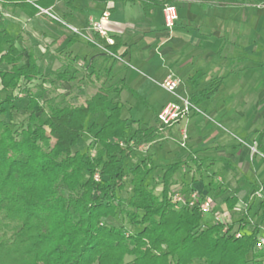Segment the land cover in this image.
Segmentation results:
<instances>
[{"label": "trees", "instance_id": "1", "mask_svg": "<svg viewBox=\"0 0 264 264\" xmlns=\"http://www.w3.org/2000/svg\"><path fill=\"white\" fill-rule=\"evenodd\" d=\"M64 1L74 7L72 0ZM128 1H141L146 12L180 2H197L205 7L264 3V0ZM0 2L32 6L31 14L45 5L40 0ZM180 23L178 15L175 27ZM114 39L115 43L109 44L97 36L100 44L123 57L120 41ZM17 40L0 19V91L6 93L4 98L0 97V115L13 116L21 93L28 98L29 111L18 123L0 116V264H192L196 258L205 264H249V254L256 264H264V249H255L259 224L250 233L244 231L249 224L248 212L233 223H213L202 215L198 205L176 207L170 197L171 185L183 161L167 166L159 192L148 182L157 167L150 155L126 167V160L136 148L156 141L170 127L161 124L157 117L156 124L139 126L128 133L131 124L137 121L124 118L121 105L108 106L107 80L84 103L61 106L48 98L41 102L27 88L40 75L37 57L33 51L25 55ZM215 91L212 87L189 98L195 104ZM98 114L104 115V121L91 120L88 124L89 118ZM88 127L95 131L88 148L98 144L96 154L74 150L82 143ZM47 141L51 142L48 147ZM197 165L202 166L200 162ZM96 174L100 180L95 178ZM128 176L132 194L125 202L119 191L124 190ZM211 177V189L218 194L227 191V185L218 181L216 174ZM255 187L260 188L257 184ZM238 201L236 194L225 199L229 209ZM260 207L264 209V199ZM119 211L138 230L129 232L108 220ZM225 227L227 230L223 231ZM236 230H242L241 237H236ZM126 256L133 258L125 261Z\"/></svg>", "mask_w": 264, "mask_h": 264}, {"label": "crops", "instance_id": "2", "mask_svg": "<svg viewBox=\"0 0 264 264\" xmlns=\"http://www.w3.org/2000/svg\"><path fill=\"white\" fill-rule=\"evenodd\" d=\"M40 1L45 4L41 8L82 31L108 8V29L119 39L124 55L123 61L115 60L98 47L83 42L54 17L41 12V8L31 14L32 6L0 2V19L18 37V48L25 55L33 51L37 57L40 75L27 84L28 90L33 93L40 78L39 88L43 90L56 76L61 78L63 88L71 87V82L77 80L78 61L88 59L105 74L108 69V106L121 105L122 116L135 120L131 109L145 104L140 96L147 101L148 112L157 121L162 107L176 99L160 86L166 77L175 75L182 79L178 92L183 96L216 88L211 97L195 103L201 111L184 116L164 129L159 139L147 143L148 155L154 160L152 146H162L167 141L181 147L180 135L186 130L187 147H181L183 152L172 161L183 164L171 189L180 192L194 189L213 196L215 212H220L228 223L238 221L248 212L249 224L244 231L250 233L259 224V236L264 235V209L260 207L264 196L259 197L255 187L264 184V157L251 154L255 141L264 153V3L206 7L197 2L174 3L181 23L168 29L163 8L158 6L146 12L141 1L72 0L73 8L64 0ZM115 87H120V92H115ZM148 116L143 115L142 122L132 123L128 133L139 126L156 124L147 122ZM142 157L136 156L137 163ZM197 162L202 164L201 168ZM166 169L167 165L163 166V172L155 177H162ZM211 174L227 185V191L218 194L210 188ZM234 194L239 201L229 209L225 199ZM207 219L213 222L211 215Z\"/></svg>", "mask_w": 264, "mask_h": 264}, {"label": "rangeland", "instance_id": "3", "mask_svg": "<svg viewBox=\"0 0 264 264\" xmlns=\"http://www.w3.org/2000/svg\"><path fill=\"white\" fill-rule=\"evenodd\" d=\"M107 9V8H106ZM56 15V14H55ZM58 17V16H57ZM83 42L90 44L85 38L79 37ZM91 45V44H90ZM100 50H103L101 47H98ZM104 51V50H103ZM77 80L76 82H71V87L69 85H66V87L63 88L62 82H60L61 78L56 76V79L51 81V85L47 86L45 89H40V80L41 78L35 82L36 86L33 87L32 92L38 97V99L42 102L46 98L52 100L55 104L58 105H66V104H74L78 105L81 103H84L87 98L92 96L96 90L102 85L104 81H108V78L103 70L96 69L95 66L91 65L89 63V60H80L77 64ZM93 69V71H92ZM106 81V82H107ZM108 84V82H107ZM69 86V87H68ZM65 89V90H63ZM5 92L0 91V97H5ZM114 96L113 93L111 95ZM17 110L13 109V116L9 117L7 114L0 115L1 118L5 119L9 122L11 119L14 123L21 122L24 120V118L29 114V111L27 109L28 104V98L24 96V93L20 94L19 100L16 102ZM139 106H136L134 109H131L132 115L135 117L134 119L137 122H142L141 118L143 115H149L147 118V122L150 121L151 123H157L154 114H150L148 112V107L145 104L139 103ZM35 109H38L35 107ZM11 110V108H10ZM150 111V110H149ZM153 111V110H151ZM126 113V111H124ZM127 114V113H126ZM129 114V113H128ZM105 117L103 114L95 115L94 117H90L88 124L91 122V120H95L98 123H102L104 121ZM144 127V126H142ZM131 127L129 128L128 132L130 131ZM94 130L91 127H88L86 135L83 136V140L81 139V142L79 146L74 148L80 149V150H88L92 154H96V150L99 148V145L96 144L95 146L88 148V144L93 139ZM256 142V141H255ZM257 143V142H256ZM51 142L47 141L45 143V146H50ZM254 144V143H253ZM252 144V145H253ZM251 145V146H252ZM150 151L149 147L147 145H143L142 147L136 148L135 152L126 160V167L134 166L135 163H137V160H139L140 157L148 155V152ZM139 152V153H137ZM183 152V149L181 147H178L174 143L167 141L161 144H155L152 146L151 153L155 154L154 160L156 161L157 167L151 172L148 182L150 183V187L154 185V189L156 192H159L162 188V182L158 181L161 179V177L157 176V174L162 173L163 166L169 165V163H173L172 161L175 158V155L181 154ZM138 154V155H137ZM251 154L254 155L251 149ZM138 156L139 158H136ZM157 185V187L155 186ZM159 185V186H158ZM158 188V189H157ZM132 194V185L130 183V176H128L125 179V188L122 191H119L120 198L127 202ZM110 222H113L117 225L124 226L126 229H128L129 232H135L137 227L127 218V216L123 212H118L117 216L115 218H109ZM132 256H126L125 261L131 260ZM249 264H256V262L253 261L252 255L249 254ZM200 260V259H199ZM203 261V260H202ZM201 260L194 261V264H201Z\"/></svg>", "mask_w": 264, "mask_h": 264}, {"label": "built area", "instance_id": "4", "mask_svg": "<svg viewBox=\"0 0 264 264\" xmlns=\"http://www.w3.org/2000/svg\"><path fill=\"white\" fill-rule=\"evenodd\" d=\"M164 11V22L165 26L168 29H172L175 27V22L178 19V10L177 6L173 3L167 4ZM41 12L47 13L58 20L62 25L71 30L75 35L85 38L89 43L96 45V47H101L108 55L115 57L119 60L123 61V57L116 55L105 48L102 44H100L97 40V36L104 38L109 44H114L115 39L110 34L107 23L110 17V10L107 8L103 11L102 15L98 20H93L86 31H82L76 26H73L66 20L57 17L52 14L48 9L41 8ZM182 84V79L179 76L170 75L166 77L161 83L160 86L166 91L170 92L173 96H175V100L167 102L162 109L157 114L159 122L167 127L173 126L177 123L181 118L191 114L192 112L201 111L188 96H183L178 92L179 86ZM188 134L186 130H182L179 145L182 148H186L188 144ZM133 144V142H131ZM149 146L148 144H143ZM143 145L139 146L142 147ZM252 152L254 154H259L264 157V153H262L258 144L254 142L251 146ZM97 180H100L98 174L95 175ZM256 194L259 197L264 196V188L263 184L260 185V188L256 191ZM171 200L176 204V207L179 208L183 205H188L190 207L199 206V211L206 217L207 215H211L213 218V223L215 222H223L228 223L224 220L223 216H221L220 212H215V199L213 196L209 194H202L199 191L194 189L189 190L188 192H180L176 190H171L170 192ZM227 227L223 229L226 231ZM236 237H241L243 232L242 230H236ZM256 250L264 249V235L259 236L256 243Z\"/></svg>", "mask_w": 264, "mask_h": 264}]
</instances>
